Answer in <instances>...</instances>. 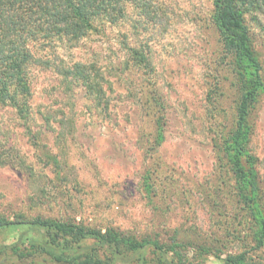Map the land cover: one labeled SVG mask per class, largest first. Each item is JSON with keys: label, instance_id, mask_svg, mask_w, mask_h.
Returning <instances> with one entry per match:
<instances>
[{"label": "rangeland", "instance_id": "rangeland-1", "mask_svg": "<svg viewBox=\"0 0 264 264\" xmlns=\"http://www.w3.org/2000/svg\"><path fill=\"white\" fill-rule=\"evenodd\" d=\"M123 8L117 21L96 19L83 38L27 43L36 60L28 118L0 102V221L113 229L178 246L188 264H222L241 253L264 264L222 152L239 93L212 19L214 0ZM240 11L264 80V7L242 3ZM79 63L104 76V101L66 75ZM250 121L247 147L264 195V88ZM16 237L0 228V246ZM146 259L159 264L161 254L149 249Z\"/></svg>", "mask_w": 264, "mask_h": 264}, {"label": "trees", "instance_id": "trees-1", "mask_svg": "<svg viewBox=\"0 0 264 264\" xmlns=\"http://www.w3.org/2000/svg\"><path fill=\"white\" fill-rule=\"evenodd\" d=\"M126 2L150 10L154 0H0V102L27 119L31 96L28 68L36 61L27 43L39 36L83 38L93 30L96 19L104 16L119 20ZM242 3L264 7V0H214L212 19L222 51L236 75L234 85L239 93L236 127L221 145L235 178L238 202L254 222L256 247L264 249V195L255 172V157L247 147L253 132L251 113L264 88L263 66L244 23ZM66 75L82 81L99 103L105 100V78L94 66L79 63ZM0 228L17 234L13 244L0 246V264H8L11 259L15 264H148L149 249L161 254L159 264H188L178 246L126 238L113 229L96 230L41 218L31 222L1 220ZM89 240L93 247L82 248ZM99 251L107 258L102 259ZM221 262L251 264L246 253L228 255Z\"/></svg>", "mask_w": 264, "mask_h": 264}]
</instances>
